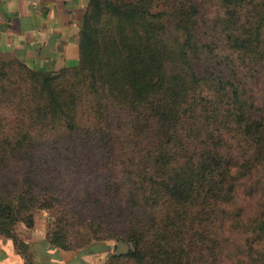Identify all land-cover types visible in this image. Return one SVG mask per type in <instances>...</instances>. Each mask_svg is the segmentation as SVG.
Masks as SVG:
<instances>
[{"label": "rangeland", "instance_id": "374dc122", "mask_svg": "<svg viewBox=\"0 0 264 264\" xmlns=\"http://www.w3.org/2000/svg\"><path fill=\"white\" fill-rule=\"evenodd\" d=\"M120 1L137 13L90 10L77 68L36 72L58 124L27 123L43 96L0 68V237L34 220L93 264H264V1Z\"/></svg>", "mask_w": 264, "mask_h": 264}, {"label": "crops", "instance_id": "0c3cea01", "mask_svg": "<svg viewBox=\"0 0 264 264\" xmlns=\"http://www.w3.org/2000/svg\"><path fill=\"white\" fill-rule=\"evenodd\" d=\"M90 0H0V53L13 55L41 72L79 65L83 19ZM17 237L26 259L12 239L0 237V264H93L91 254L65 250L48 242L47 229L34 221L20 224ZM81 251V252H80Z\"/></svg>", "mask_w": 264, "mask_h": 264}, {"label": "trees", "instance_id": "16d2710c", "mask_svg": "<svg viewBox=\"0 0 264 264\" xmlns=\"http://www.w3.org/2000/svg\"><path fill=\"white\" fill-rule=\"evenodd\" d=\"M221 2L229 10L231 9V10L235 11L236 8H239L241 6H244V4H247L248 0H221ZM102 4H105L106 8L109 11H112L116 15H122V16H124V18H127V19L131 18L132 16H134L137 13V10L132 9L130 7L131 4L128 2H121V1L119 2V0H90L88 7H87V10H86L85 15H84V19H83L82 35H81V41H80V47H79V55H80L79 65L81 63V55H82L81 50L83 48V43H84V38H85V29H86V25H87V21H88V17H89V12L92 9H99ZM141 13H142V15L146 14L150 18L155 17L153 14H151L147 10H144ZM148 23L150 24L149 19L147 20V24ZM0 55H9V54L0 53ZM11 56L14 59L13 60L14 63H11L13 65H10L9 62H0V68H2V69L10 68L11 70L16 69L19 77L21 75L22 77H24L25 81L26 80H34L32 82H34L36 84V86H38L39 89H37V87H36V89L39 90L41 92V96H43L40 103L32 101V100H34V98H33L34 96L29 97V99H31V100H29L28 105H25V107H24V112L26 113L27 123L38 125L41 127H48L50 125L53 126V123L58 124L57 123L58 114L63 113L64 105L59 101L56 93L54 92V89L52 88V86L48 80V78L43 76L42 79L36 80L34 78V76L35 77L40 76L39 73H36V72H41V71L32 70V69L28 68L24 63L19 61L17 58H15L13 55H11ZM41 75H43V74H41ZM0 76L1 77L5 76V74L3 72H0ZM23 89L24 90L25 89L36 90L35 86L30 87V85H28L27 87L25 86ZM6 93H7V90H5V89L1 90L0 96L5 95ZM69 125L70 124H66V127ZM23 225L27 229H30L34 225V220H32L31 224H29V225H27V224H23ZM4 236L12 239L13 243L15 244V246L17 247L19 252L26 259H28V257L25 256L26 245L23 243V241H21L17 237L16 233H14V234L5 233ZM47 238H48V236H47ZM48 242L51 245L58 247V246L54 245L49 240V238H48Z\"/></svg>", "mask_w": 264, "mask_h": 264}]
</instances>
